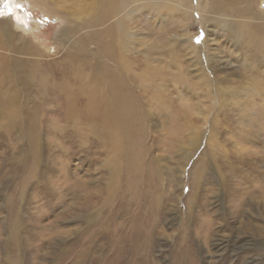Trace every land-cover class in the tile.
<instances>
[{"label":"rangeland","instance_id":"374dc122","mask_svg":"<svg viewBox=\"0 0 264 264\" xmlns=\"http://www.w3.org/2000/svg\"><path fill=\"white\" fill-rule=\"evenodd\" d=\"M49 1V6L55 5L52 8L73 4L71 0ZM191 2L185 30L187 38L194 40L196 56L183 40L182 18L177 10L171 13L175 9L172 0H134L138 20L133 22L130 47L134 51L130 56L135 63L130 71L117 66L136 100V126L145 127L147 132L145 166L151 180L153 175L160 179L156 190L154 177L152 190L167 206H161L162 231L155 232L162 235L155 237L145 261L134 258L133 264H190L192 258L195 264H244V259L255 253L229 262L230 250L239 242L243 247L264 242L259 231L249 230L255 224L264 227V79H249V66L245 65L255 63L248 61L240 45L233 44L241 34L227 32L224 23L218 29L213 14L207 8L200 9L205 6L203 0ZM241 3L233 5V12L220 13L227 18L220 20L264 23V0ZM140 8L151 9V13ZM122 18L126 19L123 14ZM4 22L11 26L13 42L19 47L0 42V264H71L76 257L77 264H132L127 254L117 257L114 248L104 246L102 239L88 248L87 254L80 253L87 238L85 229L105 208L97 202V191L101 200L108 184L117 185L112 188L116 191L125 179V173L113 168L115 163L105 159L100 150L102 146L109 148L105 135L91 131L89 140L86 137L84 141L75 120L64 114L66 108L79 107L99 95V73L84 64L78 47L71 55L69 43L59 45L64 21L45 13L34 0H0V25ZM204 58L212 59L210 68ZM201 62L207 76L220 82L221 88L215 92L221 103L218 108L217 101H207L212 92L199 81ZM256 80L262 91L252 94ZM257 123L260 130L251 134L249 130ZM34 137L39 138L41 151L38 162L32 165L28 157ZM98 149L100 155L94 152ZM186 159L180 166L184 168L181 186L169 175ZM257 159L260 173L256 174ZM198 161L203 162L206 172L201 188L203 212L194 216L188 234L183 236L178 220L171 219L172 207L188 218L185 200L193 190L190 170ZM29 175L39 178L26 193L17 192L21 178ZM254 204L259 205L256 211L251 206ZM84 210L98 216L85 223ZM16 213L21 224L18 248L10 239ZM70 243L73 251L64 252ZM186 245L191 248L188 257ZM262 258L250 260L261 262Z\"/></svg>","mask_w":264,"mask_h":264},{"label":"bare ground","instance_id":"6f19581e","mask_svg":"<svg viewBox=\"0 0 264 264\" xmlns=\"http://www.w3.org/2000/svg\"><path fill=\"white\" fill-rule=\"evenodd\" d=\"M34 1L41 6L42 10L45 13H48V15L58 17L64 21V26L61 27L62 34L60 38H58L59 45L63 46L66 42L69 43L71 45V55L76 51L74 49L78 47L80 53L85 59L84 64L90 67L94 72L99 73L102 81L101 91L98 96L92 100L89 99V101L86 100L81 102V109H79L80 106L78 107V105L66 108L64 111L65 116L70 117L69 119L72 121L75 120L74 124L79 131V134L83 135L84 141L86 137L87 140H89L88 134L91 131H95V134L103 133L105 135L106 142H108L107 145L109 148L102 146L103 148H100V150L102 149V152H104V156L106 157L105 159L112 160V162L115 163V165H113L115 167L113 168L117 167L116 169L118 172L122 171V173H125V179L116 191H112V188H115L117 185L111 183L108 184V189L105 188V195L101 198V200L98 199V196H100L101 193L99 194V191H97V202H101L104 204L103 206H105L101 214L107 210L103 215L100 214V216L96 218L98 215L96 217L95 215H89L87 210H84L82 220H84L85 223H89L93 218L96 219L94 222H90V227L85 229L84 233L87 235V238L85 247L80 251V253L81 255L87 254V249L91 248L95 243L97 244L99 239H102L104 246L110 245L114 248L116 251L115 253H117V257L125 253L127 254V261L130 263L133 264L134 258H136L137 261L141 258L140 262L143 263L146 259L148 250L155 243V237H159L160 235V233L155 232L162 231V227H160L161 230L159 229L161 224L160 218L163 214V210L161 209L162 207L165 209L167 206L162 204L159 193L152 190V187L154 188V177L156 175H153L151 180V173L148 172V168H146L148 165L145 166V155L148 152V149L144 148L143 144L144 138L147 136V132L145 131V127L141 128L140 125L136 126L137 123L134 118L136 100L134 94L127 85L128 81L126 82L119 76L123 73V71L117 68L118 65H123L125 69L130 71L132 64L135 63V60L130 56L131 51H134V49L130 47V44L132 43V29L135 27L133 22L137 17H135L134 14V0H71L73 3L72 5L68 4V6L63 5L61 7L54 8L52 7L55 5L52 7L49 6V0ZM63 1L64 0H62V2ZM172 1L175 9H173L171 13H176L177 10V15L182 18V24H178V26H181L180 30L183 32L182 34L185 35L183 40L186 44H188L187 48L189 49V52H192L191 54L194 53L196 56L198 52L196 50L194 40L191 37L187 38V32L185 30L187 20L190 16L188 9L192 7V2L191 0ZM243 1L246 0H203L205 6L203 8L199 7L202 10L207 8L208 12L213 14V20L215 21L218 29L224 23L227 26V32L232 30L231 34L234 32L241 34L240 38L233 41V44L237 46L240 45L243 48L244 55L248 61L255 63L253 65L248 62V64L245 65L246 68L249 66L247 68L250 72L249 79L253 80L257 77L264 79V73H262L264 72V23L260 24L259 22V24H257L252 20H245L242 24H240L237 19H231L229 22L225 23V20H220L227 19L221 17L219 15L220 13H224L225 15L226 12L236 10L234 9L236 7H233V5H240ZM56 5H58V3ZM67 7L69 9H67ZM140 10H147L148 13H151V9L140 8ZM122 14L126 19L122 18ZM10 30L11 26L7 22L0 25V42L3 40L7 46L11 45L14 48L19 47V45L14 44L13 34ZM183 48L184 47H181L180 50L182 51ZM37 53L40 54L39 52ZM203 60L210 68V64L213 62L212 59L204 58ZM93 67L96 68V70H94ZM200 67L201 74L199 81H201L204 88H208L209 91L212 92V95L207 98V101H217L216 108H218L221 103L215 96V92L221 88L220 82L214 81L212 78L207 76L208 73L203 70L204 66L202 67V62ZM254 84L255 85L250 90L252 94L262 91L257 80ZM177 93L180 94L181 90L178 89ZM212 107H214L213 104ZM81 125L83 128H81ZM259 130L260 127L257 123L254 130L251 128L249 132L252 134ZM34 139L33 148L31 149L28 157V159L30 158L33 161L32 165H34L35 162H38L41 151L39 147V138L34 137ZM192 142L193 137L191 136L188 138V143L191 145ZM180 144H184V141H181ZM85 146L92 148L91 146ZM86 151L88 153V148H86ZM94 152H96V155H100L99 149ZM253 153H255V151ZM95 159L98 160L100 158L97 157ZM187 160L188 159L182 161L175 169V173L169 175L172 177L171 180H175L176 183L181 186L183 185L181 178L184 168L180 166H183ZM256 161L258 163L259 159ZM256 161L254 160V163ZM257 163L255 164L256 174L260 173V168L257 169L260 163ZM178 170L180 171L178 172ZM204 171L203 162L198 161L192 163L189 185L193 190L190 196L185 200V211L188 213V218H185L182 212H180L179 215L175 205L172 207L173 214L171 219L178 220V226L182 230L181 235L183 236L188 234L189 222L194 219L196 214L199 217L203 212L201 199L203 197V192H201V188L203 189L204 177H206V172ZM38 178L39 176L31 175L22 177L17 192L21 191V193H24L27 187L33 184ZM155 178L157 179V185H155L157 190L160 179L159 177ZM98 190L100 189L98 188ZM247 194H249V192ZM251 206L254 207V211H256L259 207L257 204ZM17 215L18 213L15 214V225L10 231V239L13 240L12 245L14 247H17L20 244L17 242L19 235L18 228L21 227V224ZM251 220L252 217L249 221ZM119 222H124V224ZM205 227L206 226L203 227L204 231L207 229V227ZM249 228V230L252 231H259L261 237H264V227L260 224L249 226ZM156 242V246H158L160 241L157 240ZM99 243L102 244V242ZM69 245L70 248H68V250L65 249V246L63 247V249H65L64 252L68 253L73 251H71L72 244L70 243ZM127 248L133 249V251L128 252ZM252 249L255 251H252ZM58 250L60 251V249ZM184 251L188 257L191 254L190 245H186ZM251 252H254L255 255H248L242 263L264 264V242L258 244L257 246L244 247L239 242L238 246H235L230 250L228 261L231 262L238 260L242 255H246ZM260 255L263 256V261L260 262L250 260V258ZM180 258L186 259L184 257ZM77 259L78 257L73 259L70 263L77 264ZM113 259L115 260L114 257ZM195 263L196 261L192 258V262L190 264Z\"/></svg>","mask_w":264,"mask_h":264}]
</instances>
